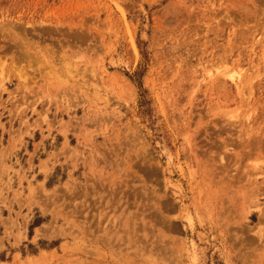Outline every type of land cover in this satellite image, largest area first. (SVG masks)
<instances>
[{
  "label": "rangeland",
  "instance_id": "rangeland-1",
  "mask_svg": "<svg viewBox=\"0 0 264 264\" xmlns=\"http://www.w3.org/2000/svg\"><path fill=\"white\" fill-rule=\"evenodd\" d=\"M0 264H264V0H0Z\"/></svg>",
  "mask_w": 264,
  "mask_h": 264
},
{
  "label": "bare ground",
  "instance_id": "bare-ground-1",
  "mask_svg": "<svg viewBox=\"0 0 264 264\" xmlns=\"http://www.w3.org/2000/svg\"><path fill=\"white\" fill-rule=\"evenodd\" d=\"M221 71H223V70H221ZM221 71H219L220 73H221ZM242 71V70H241ZM219 72H217V73H219ZM225 73H227V72H225ZM235 74H238L236 71H234V72H230V73H228V74H226L230 79H232V80H234V77L236 76ZM240 75V74H239ZM240 82V81H239ZM219 85V87L222 89L223 87H224V84H222V83H219L218 84ZM242 86V85H241ZM237 87V86H236ZM238 88V87H237ZM240 89V88H239ZM242 89V88H241ZM238 92V91H237ZM236 110H237V108H236ZM232 111V110H231ZM236 112V111H235ZM228 113H230V112H228ZM227 114V113H226ZM234 117V116H233ZM237 117V116H236ZM250 117V116H249ZM231 118H232V116H231ZM248 118V117H247ZM233 120V119H232ZM234 120H236V119H234ZM228 122H230V121H228ZM227 122V123H228ZM233 122H235V121H233ZM252 123V122H251ZM230 124V123H229ZM250 124V122L248 123V125ZM249 127V126H248ZM253 129H255V128H253ZM252 129V130H253ZM250 131V130H249ZM256 131V130H255ZM43 232V231H42ZM49 235V234H48Z\"/></svg>",
  "mask_w": 264,
  "mask_h": 264
}]
</instances>
